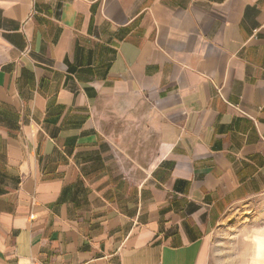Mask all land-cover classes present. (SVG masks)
Masks as SVG:
<instances>
[{
	"label": "crops",
	"instance_id": "1",
	"mask_svg": "<svg viewBox=\"0 0 264 264\" xmlns=\"http://www.w3.org/2000/svg\"><path fill=\"white\" fill-rule=\"evenodd\" d=\"M263 193L264 0H0V264H208Z\"/></svg>",
	"mask_w": 264,
	"mask_h": 264
},
{
	"label": "rangeland",
	"instance_id": "2",
	"mask_svg": "<svg viewBox=\"0 0 264 264\" xmlns=\"http://www.w3.org/2000/svg\"><path fill=\"white\" fill-rule=\"evenodd\" d=\"M209 239L208 264H264V193L232 206Z\"/></svg>",
	"mask_w": 264,
	"mask_h": 264
},
{
	"label": "built area",
	"instance_id": "3",
	"mask_svg": "<svg viewBox=\"0 0 264 264\" xmlns=\"http://www.w3.org/2000/svg\"><path fill=\"white\" fill-rule=\"evenodd\" d=\"M26 52V51H25Z\"/></svg>",
	"mask_w": 264,
	"mask_h": 264
}]
</instances>
